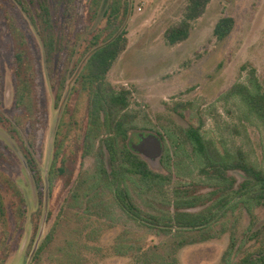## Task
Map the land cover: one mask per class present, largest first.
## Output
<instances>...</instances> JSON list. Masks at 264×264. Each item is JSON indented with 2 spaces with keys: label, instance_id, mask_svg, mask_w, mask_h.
Returning <instances> with one entry per match:
<instances>
[{
  "label": "rangeland",
  "instance_id": "rangeland-1",
  "mask_svg": "<svg viewBox=\"0 0 264 264\" xmlns=\"http://www.w3.org/2000/svg\"><path fill=\"white\" fill-rule=\"evenodd\" d=\"M48 1L60 26L58 32H63L70 47L56 56L53 81L46 74L43 47L33 26L14 0H0V111L8 119L15 115L17 83L14 45L8 25V17H12L27 33L36 54L44 121L35 154L41 178L39 184L29 173L18 143L0 126V192L5 198L13 235L10 256L5 264H67L70 250H78L84 244L91 247L90 250L82 249L87 264H144L138 262L137 252L121 256L115 255L113 249L124 237L130 239L126 241L147 249L170 239L166 238V234L176 233L174 229L171 231L165 227L164 223L156 228L147 222L132 220L119 208L114 193L107 189L103 191L104 195L95 200V206L87 208L88 199L83 198L87 187L85 179L97 172L99 142L94 154L80 157L70 186L65 187L64 181L56 178L50 182L49 169L60 117L67 105L73 106L75 103L74 98H68L73 85L72 79L68 78L69 72L77 69L76 63L82 65L87 56L86 47L96 34L107 27V19L102 20L97 28L94 27L100 11L99 1L75 0L77 18L72 31L68 33L62 1ZM125 1L129 6L128 18L123 20L124 24L120 27L117 22L114 25L127 31L129 45L109 72L107 81L116 88L124 87L131 91L130 111L137 114V121L136 129L130 132V149L133 144L139 143L141 134L155 135L161 139L162 156L166 149L175 153L177 147L173 139L190 149L184 132L190 125L205 122L203 133L208 138L222 140L233 148L243 147L250 153L251 159L264 168V131L241 121L235 102L226 98L236 83L246 81L248 72L243 67H254L264 85V0H213L206 14L194 24L190 38L176 46L168 45L164 35L171 25L180 21L188 0ZM224 17L233 18L236 26L227 39L219 42L214 30ZM74 45L76 48L73 49ZM58 94L59 100L56 98ZM233 127L239 132L236 133ZM177 153L180 155L182 152L177 150ZM104 155L105 165L110 171V158L106 150ZM139 156L153 171L170 175L162 167V156L153 162ZM177 157L175 161L184 162L182 178L177 173L173 174L172 169L171 184L164 188V192L171 196L175 189L192 188L191 183L197 182L199 186L196 192L207 196L212 189L209 184H203L198 167H189L182 155ZM231 174L239 183L243 181L242 172ZM7 180L17 185L28 202L27 219L22 229L15 225L14 209L18 199L14 191L8 189ZM130 189L135 204L142 211L152 215L168 213L167 207H163L160 201L161 194L149 193L136 182L130 184ZM204 208L190 211L200 212ZM83 212L88 214L86 218H81ZM88 217L91 219L89 224ZM93 227L97 229V234L90 239L89 233ZM198 232L194 235L200 239ZM210 233L213 235L208 240H200L180 250L177 264H225L233 237L239 252L251 249L257 241L264 242V207L248 212L242 205L222 219V223L216 224ZM48 237L51 239L50 246L35 263L37 251ZM96 249L101 252L96 254L93 251Z\"/></svg>",
  "mask_w": 264,
  "mask_h": 264
},
{
  "label": "trees",
  "instance_id": "trees-1",
  "mask_svg": "<svg viewBox=\"0 0 264 264\" xmlns=\"http://www.w3.org/2000/svg\"><path fill=\"white\" fill-rule=\"evenodd\" d=\"M63 4L66 25L72 31L77 18L75 0H61ZM100 11L95 26L107 19V27L96 34L90 45L86 47L87 56L82 65L75 64L76 70L69 72L73 85L69 90V97L74 98V105H67L60 117L54 142V156L49 169L50 182L63 180L65 187L71 185L77 172L81 158L94 154L99 142L101 147L96 156L97 172L85 179V192L88 207L95 206V200L105 194L103 191L113 192L119 208L132 220L147 222L156 228L160 223L174 229L176 234H166V241L161 245L144 249L134 245L124 237L113 249L115 255L127 256L137 252V260L147 264H177V254L183 248L192 244L208 240L209 234L216 224L235 212L240 206L253 212L264 207V168L250 157V153L243 147L229 146L224 141L208 138L203 133L205 122L190 125L184 132L190 149L174 140L177 147L175 153L165 150L161 159L164 170L169 176L153 171L149 165L128 145L130 132L136 129L137 114L130 111L131 91L122 87L116 88L107 81V76L119 56L129 45L127 31L119 27L128 18L129 6L125 0H98ZM213 0H188L182 18L171 25L165 32L168 45L176 46L187 41L194 28L207 12ZM21 12L33 26L36 36L44 52V67L49 79L53 81L55 59L59 52L70 47L58 32L59 23L55 19L48 0H14ZM7 16V15H6ZM8 17V16H7ZM9 32L14 45V75L16 91L14 96L15 115L8 119L0 111V126L6 130L20 148L29 173L37 184L41 183L40 172L36 165L35 154L43 133V111L41 113L40 71L36 63V54L29 43L28 35L20 24L8 17ZM236 26L231 17L219 20L214 30V36L219 42L227 39ZM123 27V26H122ZM76 48L74 45L73 49ZM248 72L246 81L236 83L227 93L226 98L233 100L240 119L264 131V85L254 67H243ZM60 99L59 94L56 97ZM236 133L239 130L233 127ZM163 137V136H162ZM165 138V137H163ZM173 138V137H170ZM110 158L111 170L105 165L104 151ZM177 150L182 153L179 155ZM188 161L189 167L196 165L198 175L203 184H209L212 191L207 196L196 192L197 182H192V188H177L169 196L164 188L172 180L171 171L182 178L183 161H175L177 156ZM242 172L243 181L232 175V172ZM31 176V177H32ZM136 182L150 193L161 194L162 206L167 207L166 213L152 215L142 211L133 200L130 184ZM8 189L17 195L18 204L14 209L15 225L22 229L27 219L28 202L25 194L12 181H6ZM153 195V194H152ZM154 196V195H153ZM77 199V197H76ZM78 200V199H77ZM205 206L203 211L191 212L192 209ZM172 209V212L170 210ZM162 210V209H161ZM83 212L81 218L87 216ZM88 224L91 220L87 218ZM230 220V219H229ZM5 198L0 192V264H5L10 256L12 232ZM198 232L200 239L194 233ZM97 229L92 228L89 238L96 237ZM165 237V236H164ZM51 239L49 237L42 244L35 256V263L41 259L42 253L47 251ZM233 237L230 249L226 255L225 264H264V242L257 241L251 249L239 252ZM91 247L80 245L78 250H70V260L67 264H87L82 256L83 250ZM96 254L101 250H93Z\"/></svg>",
  "mask_w": 264,
  "mask_h": 264
},
{
  "label": "water",
  "instance_id": "water-1",
  "mask_svg": "<svg viewBox=\"0 0 264 264\" xmlns=\"http://www.w3.org/2000/svg\"><path fill=\"white\" fill-rule=\"evenodd\" d=\"M139 140L140 141L138 144H133L131 147L134 152L141 155L144 159L150 162H153L162 156L163 145L159 137L155 135L145 136L144 134H141L139 136ZM42 234H43V231L41 232V235L37 241L33 255L38 248V244L40 242Z\"/></svg>",
  "mask_w": 264,
  "mask_h": 264
}]
</instances>
